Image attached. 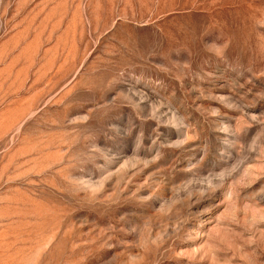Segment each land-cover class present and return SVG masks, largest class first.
<instances>
[{
	"label": "rangeland",
	"instance_id": "obj_1",
	"mask_svg": "<svg viewBox=\"0 0 264 264\" xmlns=\"http://www.w3.org/2000/svg\"><path fill=\"white\" fill-rule=\"evenodd\" d=\"M0 264H264V0H0Z\"/></svg>",
	"mask_w": 264,
	"mask_h": 264
}]
</instances>
